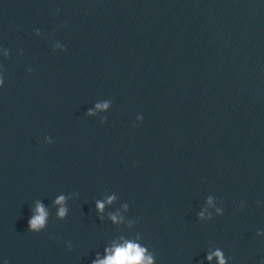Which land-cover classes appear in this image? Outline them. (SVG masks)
<instances>
[{"label":"water","instance_id":"water-1","mask_svg":"<svg viewBox=\"0 0 264 264\" xmlns=\"http://www.w3.org/2000/svg\"><path fill=\"white\" fill-rule=\"evenodd\" d=\"M126 242L264 264V0H0V264Z\"/></svg>","mask_w":264,"mask_h":264},{"label":"clouds","instance_id":"clouds-1","mask_svg":"<svg viewBox=\"0 0 264 264\" xmlns=\"http://www.w3.org/2000/svg\"><path fill=\"white\" fill-rule=\"evenodd\" d=\"M97 107H103L107 108L108 105H97ZM91 114V113H90ZM112 199H109V203L112 202ZM57 204L63 205L64 203V197L61 196L57 201ZM209 203H211V200H209ZM104 203L97 202V208L100 210V212L104 211ZM219 212L220 210L217 209ZM67 209L64 207H61L59 210V216L64 217L66 215ZM37 213L29 220L30 228L33 231H39L46 222V218L48 213L45 211V208L43 205H38ZM113 221L117 220V217L113 215L112 217ZM200 218H204V213H200ZM111 254L107 257L106 260H97L94 262V264H133V262H141L144 261V264H152V257L151 256H144V252L146 249L141 248L139 245H134L131 242H126L123 246H117L114 251L109 250ZM213 255L219 258V264H225L223 255L220 251H216L215 253L208 256V259L211 260L213 258Z\"/></svg>","mask_w":264,"mask_h":264}]
</instances>
